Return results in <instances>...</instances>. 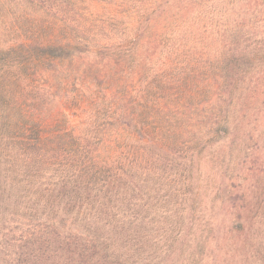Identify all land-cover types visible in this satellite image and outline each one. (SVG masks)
I'll list each match as a JSON object with an SVG mask.
<instances>
[{"label": "trees", "instance_id": "obj_1", "mask_svg": "<svg viewBox=\"0 0 264 264\" xmlns=\"http://www.w3.org/2000/svg\"><path fill=\"white\" fill-rule=\"evenodd\" d=\"M0 264H264V0H0Z\"/></svg>", "mask_w": 264, "mask_h": 264}, {"label": "rangeland", "instance_id": "obj_2", "mask_svg": "<svg viewBox=\"0 0 264 264\" xmlns=\"http://www.w3.org/2000/svg\"><path fill=\"white\" fill-rule=\"evenodd\" d=\"M98 62V58L96 57L95 51L91 50L87 53H83L73 58V60L68 64L67 62L62 64L64 70H72L84 76L85 70H87L88 64H96ZM72 123H77V118H72Z\"/></svg>", "mask_w": 264, "mask_h": 264}]
</instances>
